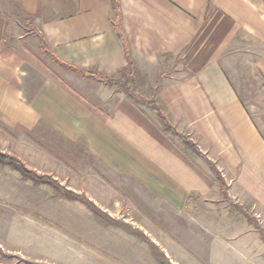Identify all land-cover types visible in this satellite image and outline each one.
Listing matches in <instances>:
<instances>
[{
  "label": "crops",
  "instance_id": "obj_1",
  "mask_svg": "<svg viewBox=\"0 0 264 264\" xmlns=\"http://www.w3.org/2000/svg\"><path fill=\"white\" fill-rule=\"evenodd\" d=\"M113 2L0 0V11H22L61 60L152 96L215 165L226 191L124 91L3 51L0 125L84 151L98 172L122 177L126 193L157 206L170 224L163 227L186 220L237 241L245 264L264 261V250L250 247H264V139L227 71L247 51L264 80V0H119L132 72L113 30Z\"/></svg>",
  "mask_w": 264,
  "mask_h": 264
},
{
  "label": "rangeland",
  "instance_id": "obj_2",
  "mask_svg": "<svg viewBox=\"0 0 264 264\" xmlns=\"http://www.w3.org/2000/svg\"><path fill=\"white\" fill-rule=\"evenodd\" d=\"M38 37L22 11L19 17L11 9L0 11V52L58 75L76 74L56 65ZM235 56L237 61L229 64L236 66L227 71L264 139V80L252 68L247 51ZM108 84L119 92L125 85L130 92L125 95L135 107L160 110L152 96L146 99L128 82ZM156 116L166 136L205 163L206 156L187 136L180 133L197 151L173 138ZM0 152L55 183L36 185L0 165V264H245L242 246L235 240L211 237L186 220L163 227L170 224L161 221L164 215L158 217L157 206L126 193L122 177L98 172L90 156L65 142L0 125ZM250 247L264 250L261 245Z\"/></svg>",
  "mask_w": 264,
  "mask_h": 264
},
{
  "label": "trees",
  "instance_id": "obj_3",
  "mask_svg": "<svg viewBox=\"0 0 264 264\" xmlns=\"http://www.w3.org/2000/svg\"><path fill=\"white\" fill-rule=\"evenodd\" d=\"M113 10L115 12V18L113 21V30L115 32V34L117 35V37L119 38V40L122 43L123 46V50H124V54L128 60V64H129V69L131 70V72L133 71V65L131 60L129 59V46L127 43V39L126 36L124 34V32L122 31L121 28V12L119 9V0H114L113 2ZM39 40L41 41L42 45L45 47L47 53L49 54V56L52 58L53 62L56 65H59L60 67L66 69L67 71L76 73L80 76L83 77H87L90 79H93L94 81H96L97 83H103V82H108L110 84L113 83H117L119 84V81L110 78V77H106V76H99L96 72L93 71H88V70H84L81 68H78L74 65H71L63 60H61L60 58H58L55 54H53L50 50V47L48 45V43L46 42V40L39 36L38 37ZM166 75H168V73H164L158 76V80H157V84L154 88L157 87L158 82L165 77ZM121 88L123 89V91L127 92L130 94V92L128 91V89L125 87V85L121 84ZM154 111L155 113L158 115L163 128L168 131L171 136L173 138L178 139L180 142H182L184 145H190L192 149H194L195 151H197V148L195 146H193V144H189L184 136H182L180 133L176 132L175 129L167 122L166 118L163 116L162 113H160V110H158L156 107H154ZM203 160L205 161L206 164H208L209 166H211L213 172H214V176H215V180L219 183L221 190L224 192L225 191V183L223 178L221 177L220 173L216 170V168L214 166H212L211 162L206 158L203 157ZM0 165L1 166H9L11 168H13L15 171H18L23 177L30 179L31 182H33L36 185H41V184H50L53 185L55 187V183H53L54 181L51 180V178L48 176H40L37 173H35L34 171H31L29 169H27L24 166V163L18 159L17 157H14L12 155H8V154H4L0 152Z\"/></svg>",
  "mask_w": 264,
  "mask_h": 264
}]
</instances>
